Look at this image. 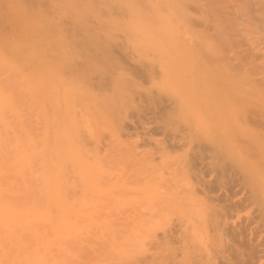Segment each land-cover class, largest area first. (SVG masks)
<instances>
[{"label":"bare ground","instance_id":"bare-ground-1","mask_svg":"<svg viewBox=\"0 0 264 264\" xmlns=\"http://www.w3.org/2000/svg\"><path fill=\"white\" fill-rule=\"evenodd\" d=\"M0 264H264V0H0Z\"/></svg>","mask_w":264,"mask_h":264},{"label":"rangeland","instance_id":"rangeland-1","mask_svg":"<svg viewBox=\"0 0 264 264\" xmlns=\"http://www.w3.org/2000/svg\"><path fill=\"white\" fill-rule=\"evenodd\" d=\"M99 51H100V50H99ZM99 51H98V52H99ZM98 52L96 51V52H94V54L97 53V56H98V55L101 56V52H102V51L99 52L100 54H99ZM102 54H103L102 57H103V58L105 57V59L102 60L101 57H100V58H98V60H99V59L102 60L101 62H103V63H102V64H104L103 66H106V67H103V66H102V67H103L106 71H110V69H108V67H110V68H112V69H113L114 67H116L114 64L118 63V61H119V59H120L119 55H115V54L110 55V54L108 53V55L110 56V57H109V56H107V53H103V52H102ZM114 55L117 56V57L113 59L112 56H114ZM115 56H114V57H115ZM107 57H109V58H111V59L108 58V59H109V60H108ZM117 58H119V59H117ZM100 60H99V62H100ZM104 60H106V62H105ZM107 60H108V64H109L110 66L107 64ZM109 62H110V63H109ZM114 62H116V63H114ZM112 63H114V64H112ZM102 64H100V65H102ZM106 64L108 65V67H107ZM111 64H112V65H111ZM131 71H132V70H130V73L132 74V76H134V77L136 76L137 78H139V77L141 76L140 73H136L137 71L135 72V70H133V71H132L133 73H132ZM139 80H140V79H139ZM107 82H108V80L105 81L106 84H107ZM140 83H143V82H141V80H140ZM134 89H135V88H134ZM136 89H138V88H136ZM133 93H134V92H133ZM133 93H132V94H133ZM135 93H138V94H139L138 96L140 97V99H141V97H142V100H144V102H143L142 100H141V102H143L144 105H143L142 103H140V101H139L140 99H138V96L135 97V96H132V94H131V99L134 98V102H135V104H137V108H136V109H135V108H131V109H129L130 111L133 110L132 112L134 113V116H133L132 112H131V113H128V112H127V116L130 114V115H132V116H131L132 118H130V115L128 116V118H130V119H129L130 122H129V124H127V123L125 122L127 125H124V126L122 127V129H121V130L124 129L125 131L123 130V132H124V133L122 132L123 134H122L121 131H120V132H119V133H121L120 135L123 136V137H125V138H127V139H128L127 141H129V140H131V139H133V138H134V140H136V141L139 139V140H138V143L140 142V144H137V143L135 144L134 140H131V142L133 141V143H134V145H135L136 148H137V146H140L142 149H143V147H144V149H146V147H147L148 150L151 148V149H150L151 152L148 151V152L151 153V154H153V153L155 154L156 151H157V150L155 149V147H152V145H151V143L153 142L152 139H154V137H155V138H158V140L161 139V140H160L161 143L159 142L160 144H162V142L164 141L163 143H164V144L166 143L165 145H167V146L169 147V148L166 147V148H168V151H173V150H170V146H171V145L168 143V141H165V140L161 137V135H160L161 133H159V132H161L160 128L163 126V124H162L163 122L160 123V124H158V123H159V121L161 122V120L164 119V118L161 117V113H162V112H160L158 108H156V107L154 108V103H153L154 100H155V103L157 104V107H158V102H156V100H157L158 98H157V97H155V98H150V97H149V99H148L146 96H144L142 93L139 92V89H138V92H137V90H136ZM135 95H137V94H135ZM132 97H133V98H132ZM147 99H148V101H146ZM152 99H153V100H152ZM135 100H136V101H139V102H136ZM159 100H161V99H158V101H159ZM150 101H151V102H150ZM145 103H146V105H145ZM152 103H153V104H152ZM161 103H162V102H161ZM161 103H160V101H159V104H160V105L163 104V103H162V104H161ZM151 104H152V105H151ZM149 105H150V106H149ZM163 105H164V104H163ZM134 106L136 107V105H134ZM152 107H153V108H152ZM153 109H154V111H153ZM134 110L137 111V114H136V112H135ZM140 111H141V112H140ZM150 111H151V112H150ZM143 112H144V113H143ZM153 112H155V114H154ZM156 112H157V113H156ZM146 113H147V115H145ZM148 113H149V114L152 113L151 116H150L149 118L147 117V116L149 115ZM138 114H139V115H142V119L140 118V116H139ZM152 115H154V116L156 115L155 118H156V119H159V118H160L161 120H160V119H159V120H156V119L154 118V116H152ZM136 116H137V118H136V120H135V117H136ZM143 116H144V117H143ZM133 117H134V118H133ZM144 118H145V120L143 121ZM151 118H152V119H151ZM147 119L154 120L153 123H152V121L148 120V121H150V122L152 123V124H150L151 126H152L155 122H157V124H154V125L152 126V130H150L151 127H150V125H149L148 128H147V129H149V130L144 129V131H143V130L141 129V127H140V124H143V122L145 123V121H147ZM132 120H133V122H132ZM155 120H156V121H155ZM162 121H163V120H162ZM131 122H132V123H131ZM138 122H140V123H138ZM125 123H124V124H125ZM130 123L133 124V125H135L136 130H135V129H133L134 131L132 130V128H131V126H130ZM161 124H162V125H161ZM128 125H129V128H128ZM155 126H156V128H155ZM157 126H159V130H160V131L158 130V127H157ZM138 127H139V128H138ZM153 127H154V128H153ZM128 129H129V131H127ZM130 129H131V130H130ZM154 129H155V130H154ZM156 130H158V131H157L158 135L156 134ZM135 131H138V133L135 132ZM139 131H140L141 134L139 133ZM146 131H147V132H146ZM128 132H130V133H129V136L126 137L125 135H128ZM142 132H144L145 135H144ZM150 132H152V133H150ZM133 133H134V134H133ZM135 133H137L138 135L135 134ZM149 133H150V135H149ZM124 134H125V135H124ZM152 134H154V136H152ZM130 135L132 136L131 139H130V137H131ZM135 135H137V136H135ZM146 135H147V136H146ZM157 136H158V137H157ZM136 137H137V138H136ZM142 137H144V139H143ZM147 137H148V138H147ZM150 137H151V138H150ZM149 139H150L151 141H150ZM162 139H163V141H162ZM142 141H143V142L145 141V143H146V141H147V145H146L145 143H143ZM148 142H149V144H148ZM129 144H132V143L129 142ZM164 144H162V145H164ZM134 145H133V146H134ZM136 145H137V146H136ZM141 145H142V146H141ZM149 145H151V146H149ZM169 145H170V146H169ZM145 146H146V147H145ZM162 147L165 149V146H161V148H162ZM141 148H140V149H141ZM152 148H154L155 150L152 149ZM137 149H139V148H137ZM171 149H173L172 146H171ZM152 150H153V151H152ZM166 150H167V149H166ZM144 151H145V150H144ZM144 151H143V152H144ZM146 151H147V150H146ZM139 152H142V150H140ZM148 152H147V153H148ZM144 153H145V152H144ZM149 153H148V154H149ZM194 154H195V155H194V156H193V155L190 156V158L195 157L196 155H199V156H197L195 159L192 158V160H189V161H191L192 163H193V160H194L195 162H197V161L201 158L200 152H199L198 154L195 152ZM201 154H202V153H201ZM189 161H188V163H190V164H188V165H189L188 168H190V171H191V173H192V177H194V175L197 173V174H196V175H197L196 178H198V177H199V172H198V168H197V166L195 165V164H197V163L194 162L195 164H194V163L191 164V162H189ZM190 166H191V167H192V166H195V169H196V170L193 169V168H191ZM192 170H193V171L195 170V172H193ZM193 174H194V175H193ZM196 175H195V176H196ZM201 183H202V182H201ZM209 183H210V182H209ZM209 183H204V184L202 183V184H203V186L205 185L204 187L207 188L208 191L213 192V194H215V193L219 190V186H220V184H219V186H218V185H215V184H218V183L215 182V181H214V182L212 181V182L210 183L209 187H208L207 184H209ZM212 183H214V185H212ZM219 183H220V182H219ZM208 188L211 189V190H209ZM214 190H215L216 192H215ZM214 202H215V203H213V204H214L216 210L219 211V209H220V210L224 211V212L221 211L222 213H224V214L227 213V214H228V211H229V209L231 208V207L229 206V204H226V202H224L222 199H221V200L218 199V200H216V201H214ZM218 202H220V203H218ZM221 203H222V204H221ZM224 203H225V204H224ZM218 205H219V206H218ZM221 205H222L223 207H222ZM226 209H227V210H226Z\"/></svg>","mask_w":264,"mask_h":264}]
</instances>
